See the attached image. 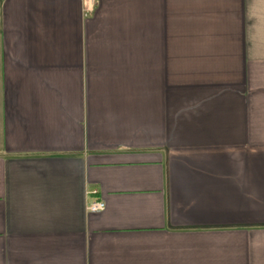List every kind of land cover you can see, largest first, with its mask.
I'll use <instances>...</instances> for the list:
<instances>
[{"label":"crops","instance_id":"0c3cea01","mask_svg":"<svg viewBox=\"0 0 264 264\" xmlns=\"http://www.w3.org/2000/svg\"><path fill=\"white\" fill-rule=\"evenodd\" d=\"M0 264H264V0H0Z\"/></svg>","mask_w":264,"mask_h":264},{"label":"built area","instance_id":"2783aa9c","mask_svg":"<svg viewBox=\"0 0 264 264\" xmlns=\"http://www.w3.org/2000/svg\"><path fill=\"white\" fill-rule=\"evenodd\" d=\"M105 208V204L97 201V202H93L92 204H90L86 210L89 214H98L100 212H102Z\"/></svg>","mask_w":264,"mask_h":264}]
</instances>
